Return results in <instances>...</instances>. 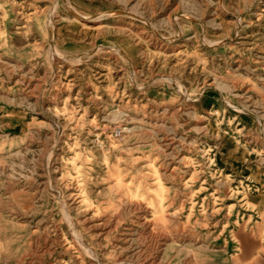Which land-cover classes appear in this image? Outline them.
Returning <instances> with one entry per match:
<instances>
[{
	"label": "rangeland",
	"instance_id": "1",
	"mask_svg": "<svg viewBox=\"0 0 264 264\" xmlns=\"http://www.w3.org/2000/svg\"><path fill=\"white\" fill-rule=\"evenodd\" d=\"M0 264H264V0H0Z\"/></svg>",
	"mask_w": 264,
	"mask_h": 264
},
{
	"label": "bare ground",
	"instance_id": "2",
	"mask_svg": "<svg viewBox=\"0 0 264 264\" xmlns=\"http://www.w3.org/2000/svg\"><path fill=\"white\" fill-rule=\"evenodd\" d=\"M119 178H120V177H119ZM119 178L117 177V179H119ZM121 179H122V178H121ZM119 181H120V179H119ZM119 181H118V182H119ZM120 182L122 183V181H120ZM120 182H119V184L121 185ZM119 184H118V185H119ZM123 185H124V184H122V186H123ZM125 186H126V188H127V185H125ZM118 187H120V186H118ZM120 189H122V187H121ZM128 190H130V189H128ZM81 192H82V191H81ZM71 195H72V194H71ZM75 195H76V194H75ZM77 196H78V195H77ZM79 198H81V197H79ZM82 198H83V197H82ZM79 201H80V200H79ZM79 201H78V202H79ZM84 201H85V200H84ZM84 203H85V202H84ZM78 204H80V203H78ZM80 205H81V204H80ZM146 212H147V211H146ZM142 219H143V218H142ZM102 223H103V222H102ZM104 223H105V222H104ZM142 223H143V222H142ZM149 224H151V223H149ZM151 229H152V228H151ZM151 229H150V231H151ZM246 240H247V239H246ZM251 244H252V243H251Z\"/></svg>",
	"mask_w": 264,
	"mask_h": 264
}]
</instances>
